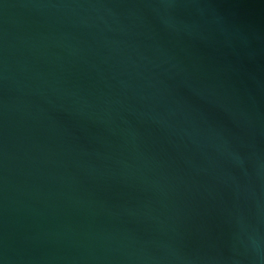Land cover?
<instances>
[{"label":"water","instance_id":"obj_1","mask_svg":"<svg viewBox=\"0 0 264 264\" xmlns=\"http://www.w3.org/2000/svg\"><path fill=\"white\" fill-rule=\"evenodd\" d=\"M0 264H264V0H0Z\"/></svg>","mask_w":264,"mask_h":264}]
</instances>
